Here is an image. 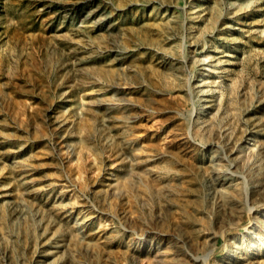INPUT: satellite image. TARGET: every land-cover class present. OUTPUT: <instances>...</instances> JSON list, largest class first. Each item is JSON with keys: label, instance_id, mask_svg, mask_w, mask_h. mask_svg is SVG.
Returning <instances> with one entry per match:
<instances>
[{"label": "rangeland", "instance_id": "374dc122", "mask_svg": "<svg viewBox=\"0 0 264 264\" xmlns=\"http://www.w3.org/2000/svg\"><path fill=\"white\" fill-rule=\"evenodd\" d=\"M0 264H264V0H0Z\"/></svg>", "mask_w": 264, "mask_h": 264}, {"label": "bare ground", "instance_id": "6f19581e", "mask_svg": "<svg viewBox=\"0 0 264 264\" xmlns=\"http://www.w3.org/2000/svg\"><path fill=\"white\" fill-rule=\"evenodd\" d=\"M221 192H222V191H217L216 194H219V193H221Z\"/></svg>", "mask_w": 264, "mask_h": 264}]
</instances>
